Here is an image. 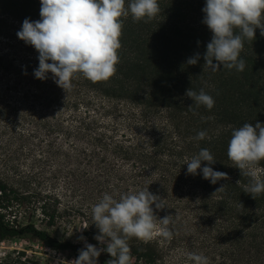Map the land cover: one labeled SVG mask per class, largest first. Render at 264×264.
I'll use <instances>...</instances> for the list:
<instances>
[{
	"label": "trees",
	"instance_id": "16d2710c",
	"mask_svg": "<svg viewBox=\"0 0 264 264\" xmlns=\"http://www.w3.org/2000/svg\"><path fill=\"white\" fill-rule=\"evenodd\" d=\"M129 3L125 0V8ZM158 4L161 11L149 23H135L131 14L121 17L122 47L113 77L93 83L77 74L65 92L51 73L43 81L35 78L38 52L17 36L26 18L41 19L40 0H0V172L5 176L0 179V241L27 233L55 250L73 249L34 225L19 229L6 221L16 200L9 176L21 187L41 178L36 165L28 175L21 173L17 158H35L40 175L58 158L68 165L69 190H79L82 203L92 198L98 203L105 193L119 200L145 188L164 199L165 208L153 205L154 214L172 215L173 238L129 239L133 263L165 264V251L185 245L188 252L207 256L209 264H264V193L254 199L244 192L250 178L227 156L233 128L246 122L264 125V36L256 28L255 39L245 41L243 72L222 65L213 72L203 59L213 35L202 22L206 0ZM196 53L199 61L188 65ZM189 88H203L214 107H197L185 95ZM199 131L207 132L204 140L194 139ZM201 148L215 157L211 167L230 179L212 184L199 169L195 176L187 174L185 158ZM259 169L264 180V160ZM40 208L52 224L56 214L47 202ZM109 259L101 252L97 262Z\"/></svg>",
	"mask_w": 264,
	"mask_h": 264
},
{
	"label": "clouds",
	"instance_id": "9594fccd",
	"mask_svg": "<svg viewBox=\"0 0 264 264\" xmlns=\"http://www.w3.org/2000/svg\"><path fill=\"white\" fill-rule=\"evenodd\" d=\"M40 3L41 19L31 21L26 18L17 36L38 52L35 78L43 81L51 73L54 82L65 92L72 88V80L77 74L93 83L107 81L116 74L120 62L118 50L122 47L121 17L127 18L131 14L133 22L149 23L161 11L158 0H130L127 8L125 0H40ZM202 11L205 13L202 22L213 34L203 55L204 66L213 72L221 65L229 71L243 72L246 61L240 54L245 41L255 39L256 28L264 36V0H206ZM199 59L200 54L196 53L186 63L195 65ZM185 95L197 107L203 105L208 110L214 107V98L203 88L198 92L189 88ZM206 137V131H199L194 139L199 141ZM227 156L242 176L250 178L244 192L254 199L264 193V180L260 178L259 169L260 161L264 160V125L257 122L253 126L246 122L233 128ZM202 161L207 162L203 167ZM215 163L211 151L201 148L198 154L185 158L184 164H187V174L195 176L199 169L203 178L212 184L230 179L226 172L211 167ZM225 187L221 186L216 192ZM153 205L156 210L166 206L164 199L148 188L123 194L119 200L105 193L92 207V215L99 230L94 239L106 244V248L98 249L86 243L79 250L78 258L72 261L59 259L56 264H97V258L105 251L113 258L106 264H131L129 239L148 242L159 235L170 242L173 238L169 228L173 223L172 215L158 218ZM80 239L85 238L81 236ZM187 259L193 264H209L208 257L202 253H188Z\"/></svg>",
	"mask_w": 264,
	"mask_h": 264
},
{
	"label": "rangeland",
	"instance_id": "374dc122",
	"mask_svg": "<svg viewBox=\"0 0 264 264\" xmlns=\"http://www.w3.org/2000/svg\"><path fill=\"white\" fill-rule=\"evenodd\" d=\"M61 144H64V142H61ZM15 163L20 165L21 173L26 175L36 165L35 172L41 178L34 179V185L32 186L24 185V187H21L9 176V184L13 186L16 200L14 199L9 210L6 211V221L19 229L26 225H34L37 229L46 231L56 240L70 243L73 245V249L55 250L32 235L24 233L10 240L0 241V260L18 261L20 264H56L59 259L72 261L78 258L79 250L84 248L86 243L92 244L98 249L106 248V244H101L94 239L99 230L93 223L92 207L97 203L94 198L82 203L80 191L72 192V190H69L73 188L69 187L67 183L73 181V179L69 180L67 178L66 169L68 165L64 161L55 158L46 165V174L41 175L39 171L40 163L35 162L33 157L17 158ZM3 173L0 172V179L5 178ZM261 175L260 171V178ZM41 201L47 202L49 212L56 214V219L52 224L41 212L40 207L43 204ZM81 236L85 239L81 240ZM156 237L154 236V238ZM160 242L164 245L161 239ZM184 247L185 245H180V248L165 251L164 263L193 264L187 259V254L190 251L188 252ZM103 253H106V251ZM106 261L97 262V264H106ZM133 262L132 259L131 264H137Z\"/></svg>",
	"mask_w": 264,
	"mask_h": 264
}]
</instances>
